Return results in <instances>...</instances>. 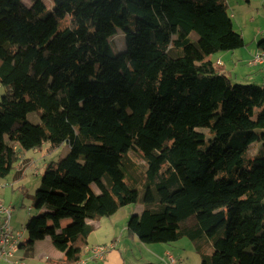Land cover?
<instances>
[{
  "label": "trees",
  "instance_id": "trees-1",
  "mask_svg": "<svg viewBox=\"0 0 264 264\" xmlns=\"http://www.w3.org/2000/svg\"><path fill=\"white\" fill-rule=\"evenodd\" d=\"M49 1L0 0V181L25 151L70 147L42 176L34 207L48 212L24 245L50 237L78 264L92 221L141 204L128 230L144 244L187 238L201 264H264V87L208 59L246 45L226 3Z\"/></svg>",
  "mask_w": 264,
  "mask_h": 264
},
{
  "label": "rangeland",
  "instance_id": "rangeland-1",
  "mask_svg": "<svg viewBox=\"0 0 264 264\" xmlns=\"http://www.w3.org/2000/svg\"><path fill=\"white\" fill-rule=\"evenodd\" d=\"M23 3L31 7L30 0H22ZM229 10V13L232 16V22L234 29L238 32H241V30L245 27L246 29V47L245 50L252 45L253 42L250 41L252 39V36L258 31L263 30L264 31V6L263 2L259 5V2L261 0H223ZM46 7L48 9L51 8V2L49 0H45ZM256 19V20H255ZM123 32H119L114 38H112L111 46L113 48V51L115 53H119L125 49V36L122 34ZM241 34V33H240ZM193 38L195 37V34H193ZM243 49H238L236 51H242ZM221 56L223 57L225 69L230 71V69L233 67L234 63L240 64V66L246 67V64L240 63V61H236L237 54L234 51L229 52H220L211 55L208 59L216 62V59ZM217 68H221L220 66H216ZM233 80L234 77H232ZM236 82V81H232ZM4 90L0 89V96L3 95ZM1 98V97H0ZM37 118L33 117L32 115L29 116V121L33 123L36 122ZM205 133L208 134V130H203ZM261 148V144L256 142L253 144L247 154L246 159H253L259 154V150ZM69 144L67 142L61 144L60 146L51 149L50 145L43 144L40 148L36 150H30L25 151L21 156H24L28 158L32 165L25 169L22 174V178L15 182V179H17V172H16V166L18 163L14 166L13 170L11 171L10 175L2 182L9 184L6 188L0 191V203L3 204L5 207L12 208V218H11V228L13 231H20L23 233V240L27 242L28 234L26 232L25 226L29 218L33 216L38 215V210L34 207L35 202V192L39 188L41 179L43 174L45 173V170L47 167H44V164H57L59 163L69 152ZM138 153L131 152L129 155L133 161L140 164L141 161L139 158H137ZM139 155V154H138ZM37 172L40 174L38 175ZM12 184V185H11ZM11 185V186H10ZM31 208V211L29 210ZM123 209H131L136 212H140L143 209V205L136 204V205H130L128 208ZM124 211V210H122ZM3 218L0 216V225L2 223ZM25 242V243H26ZM172 248L170 249V252H172L175 256H179L180 250L183 252L185 249L186 253L183 257V262L180 264H201V258L198 253H196L195 247L193 243L187 239H181L178 242H172L167 243ZM151 246H148V248ZM139 251H133L131 250V257L132 258H140L145 257L144 250H140L138 247H136ZM151 249V248H150ZM119 250H122L125 255L126 251L123 245L120 246ZM110 253V252H109ZM162 255V254H160ZM180 257V256H179ZM21 259V258H19ZM22 260V259H21ZM6 264H9L8 262H5L3 260H0ZM129 262V258L128 261ZM157 262V261H156ZM155 263V262H154ZM150 264V263H145Z\"/></svg>",
  "mask_w": 264,
  "mask_h": 264
},
{
  "label": "crops",
  "instance_id": "crops-1",
  "mask_svg": "<svg viewBox=\"0 0 264 264\" xmlns=\"http://www.w3.org/2000/svg\"><path fill=\"white\" fill-rule=\"evenodd\" d=\"M262 2L264 6V0H261L259 2V5L262 4ZM239 33H241L243 38L246 39L247 35L245 27ZM250 41L253 43L246 50L244 49L246 47L245 45V47L241 48L243 49L242 51H234L237 54L236 61H240V63L246 64V67L234 63L233 67L230 69V71H228L227 69H225L223 57L221 58L220 55L216 59L215 63L213 61L212 62L214 64V67L219 70L220 73L226 75L231 81H236L233 83L256 84L264 87V60L261 64H249V61L256 53H261L264 59V31L258 30L252 36V39H250ZM261 43L263 44L261 45ZM217 65L221 68H217ZM232 77H234L235 80H233ZM0 89L4 90V88L1 86ZM31 165L32 162L28 158L21 156L20 154L19 164L16 166L17 179H15V182H18L22 178L23 171ZM48 165L49 164L45 163L44 167H48ZM37 174L39 175L40 172H37ZM91 189L96 195L100 194V191L95 184L91 185ZM124 208H128V206ZM142 211L143 209L138 213L136 211L133 212V210L131 209L121 208L111 217H101L92 221L95 228L88 239V245L84 248L83 258L78 264H145L154 262L155 264H172L169 259V255H171L176 260L177 264L184 263L183 257L186 253L185 249H183V252H181L180 250V257L175 256L172 252H170V249L172 248L169 246V244H144L139 240L137 236L129 233L128 221L131 215L140 214ZM46 212H48L47 209H42L38 212V215H42ZM71 223L72 220L70 218H66L61 220L60 225L62 228H65ZM51 224L52 223L49 222V225ZM25 242L26 241H24V243ZM24 243H22V246L18 252V258H21L28 264H60L64 260V253L54 247L50 237H46L44 240L36 242L33 247L25 246ZM110 244H115V248L109 250L103 260L92 258L90 252L91 248L98 245ZM121 245H123V247L125 248L127 255H125L122 250H119ZM148 246L151 247L148 248ZM136 247H138L140 250H144L146 258L131 257L130 249H132L133 251H139L136 249ZM128 258L129 262H127ZM0 264L6 263L0 261Z\"/></svg>",
  "mask_w": 264,
  "mask_h": 264
},
{
  "label": "built area",
  "instance_id": "built-area-1",
  "mask_svg": "<svg viewBox=\"0 0 264 264\" xmlns=\"http://www.w3.org/2000/svg\"><path fill=\"white\" fill-rule=\"evenodd\" d=\"M263 60V55L261 53H256L249 61V64H261ZM7 186H9V184L0 181V191ZM29 210L31 211V208ZM0 216L3 218L0 225V260L8 262L9 264H28L18 258V252L22 245L23 233L20 231L15 232L11 228L12 208L5 207L0 203ZM114 248L115 244L95 246L90 250L91 256L93 259L103 260L108 251ZM169 259L172 264H176V260L171 255H169Z\"/></svg>",
  "mask_w": 264,
  "mask_h": 264
}]
</instances>
